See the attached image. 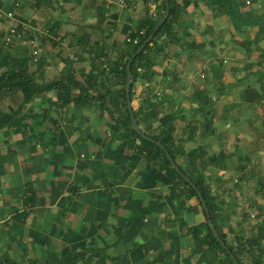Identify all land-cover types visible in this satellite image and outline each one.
<instances>
[{
	"label": "crops",
	"instance_id": "obj_1",
	"mask_svg": "<svg viewBox=\"0 0 264 264\" xmlns=\"http://www.w3.org/2000/svg\"><path fill=\"white\" fill-rule=\"evenodd\" d=\"M188 1L151 50L155 71L135 82L132 104L146 134L173 126L177 161L203 173L218 226L237 245L264 221V5ZM0 6L14 12L0 15V75L11 57H28L38 83L66 85L0 99V264H231L204 240L198 198L115 126L126 117L127 38L159 16L161 0ZM12 25L20 33L5 44ZM46 27L61 38L39 36ZM97 53L104 64L88 97L66 99L88 85ZM237 256L264 264V238Z\"/></svg>",
	"mask_w": 264,
	"mask_h": 264
},
{
	"label": "trees",
	"instance_id": "obj_2",
	"mask_svg": "<svg viewBox=\"0 0 264 264\" xmlns=\"http://www.w3.org/2000/svg\"><path fill=\"white\" fill-rule=\"evenodd\" d=\"M170 3H171L170 15L167 17V19L165 20L163 25L160 27V29L156 32L154 38L146 45V47L140 53H138L136 55V57L134 58V60L132 62V73L134 75V79L132 82V88H133V86L137 80L150 77V75H152L154 73V71H155L154 66L156 64V59H155V56L153 54H151V50L154 48V46L157 43V39L161 35H163L164 33L170 34L173 31L174 24L177 22L180 15L185 11L189 1L188 0H170ZM165 9H166V2H165V0H161V10H160L159 16L162 15V13L164 12ZM159 16H157L154 19H145L140 24L138 29L136 31L132 32L131 37L134 38V37L138 36L139 37L138 42L134 43L133 41L127 40L129 43V46H128L127 52L124 54L125 59L122 63V67H121V70L123 73V84H124L123 85V94H124L125 104H126V117L115 119V123H116L115 126L117 129L124 128L129 137H131L132 135L139 137L141 139V145H140L141 149H145L148 153V156H150L151 158L160 159L161 163L164 164L168 168V170L170 172V176L172 178H177L180 182H182L184 184V186H186L187 195H191V196L193 195V196H196L198 198L199 204L201 205L204 213L206 214L203 203H202V201L198 195L197 189L195 187H193L188 181H186L178 173V171L175 169V167L172 165V163L168 159L163 148L154 140H151L145 136H142L137 130H135L132 127L131 113H130V110L128 108L127 101H126L127 100L126 81L128 79L127 64H128V60L132 56V54L136 52V50L140 47V45L148 38L150 33L153 31V29H154V27H155V25L159 19ZM144 27L146 29L143 33H141L140 31ZM54 34H56V33H54ZM5 44H7L6 41H5ZM160 47H161L160 45L157 46L156 47L157 50H160ZM0 50H2V49L0 48ZM102 55H104V54L103 53L102 54L97 53L95 56L96 60H94L92 63V72H90L91 77H90V80L88 82V85L85 86V88H82L81 93L74 96L73 98L71 96H69L68 90H67L66 99H68V100H71V99L80 100V99H85L88 97L89 89L93 88L95 86V84L97 82L98 75L101 74V69H102L101 66H102V64H104V62L103 61H97V58L101 57ZM29 61L30 60L28 57H26V58L11 57L10 58V64L8 66V70L0 75V99L8 93L9 89H18V88H21L23 86H29L34 92H42L46 89L53 88V87L54 88L55 87H62V86L66 87L65 83L61 82V81H54V82H49V83H38L33 78L32 74L30 72ZM137 112L138 111H134L136 119L138 116ZM144 115H146V114L144 113ZM153 115L154 114H152L151 116L149 115L150 118L154 117ZM172 130H173V126H169L168 129L164 133L147 132V134L149 136H152L153 138H155L157 140H161L166 145V147L169 149L170 153L176 159L177 153L174 152L172 147H171V142L173 140ZM194 151L189 154V157L194 153ZM184 152H182V153H184ZM199 153H200V151H197V154H199ZM197 154L195 152V155H197ZM176 161H177V159H176ZM177 163L181 166V164L178 161H177ZM181 168L183 169V171L186 174H188L194 180V182L197 184V187L202 191L203 195L206 198L208 206L210 208L212 218H213V220H214V222H215V224H216V226L220 232L222 239H224L226 241L228 247L230 249H232L236 253V255L239 254L240 250H243L245 248L246 243H247V245H249L250 248L254 245L256 246L259 244L261 239L264 238V221H262L261 224L259 225V233L257 234V236L255 238L247 239V240L243 241L242 243L240 242L237 245L229 243L227 241L226 235L224 234V232H222L220 230V227L218 226L217 213L215 212L216 204L213 201L214 199H213L212 188H211L210 184L205 180L203 173H196V175H194L193 173L184 169L182 166H181ZM205 225H206V228L208 229V232L204 236V240L207 243H209V245L217 247L220 251H222L226 255V257L229 259L231 264H235L231 254L228 252V250L225 248V246L221 243V241L215 236L212 228L210 227V225L208 223V220H206ZM238 260H239V257H238ZM239 262H240V260H239Z\"/></svg>",
	"mask_w": 264,
	"mask_h": 264
},
{
	"label": "water",
	"instance_id": "obj_3",
	"mask_svg": "<svg viewBox=\"0 0 264 264\" xmlns=\"http://www.w3.org/2000/svg\"><path fill=\"white\" fill-rule=\"evenodd\" d=\"M166 2V9L164 10V12L162 13V15L159 17L153 31L150 33V35L148 36V38L140 45V47L136 50L135 53L132 54V56L129 58L128 60V64H127V72H128V79L126 81V91H127V103H128V107L131 113V119H132V127L137 130L142 136H145L151 140H154L155 142H157L165 151L168 159L170 160V162L172 163V165L175 167V169L178 171V173L186 180L188 181L193 187H195L197 189L198 195L203 203L205 212H206V217L208 220V223L210 225V227L212 228L215 236L221 241V243L225 246V248L228 250V252L231 254L233 261L235 264H240L238 257L236 255V253L230 249L226 243V241L224 239H222L220 232L212 218V214L210 212V208L208 206V203L206 201L205 196L203 195L202 191L197 187V184L194 182V180L188 175L186 174L183 169L181 168V166L177 163L176 159L174 158V156L170 153L169 149L166 147V145L161 141V140H157L155 138H153L152 136L147 135L142 128L139 126L138 121L136 119V116L134 114V107L132 104V81L134 79V75L132 73V62L134 60V58L136 57V55L138 53H140L145 47L146 45L154 38L156 32L160 29V27L163 25V23L165 22V20L167 19V17L170 15L171 12V3L170 0H165Z\"/></svg>",
	"mask_w": 264,
	"mask_h": 264
},
{
	"label": "built area",
	"instance_id": "obj_4",
	"mask_svg": "<svg viewBox=\"0 0 264 264\" xmlns=\"http://www.w3.org/2000/svg\"><path fill=\"white\" fill-rule=\"evenodd\" d=\"M122 4H125L126 3V0H119ZM244 4L247 5V6H251L253 4H263L264 5V0H243ZM14 12L13 10H8V9H4L2 6H0V15H3V16H13ZM145 27L141 29V33H143L145 31ZM8 35L6 36V42L7 44L8 43H11V40H12V37L15 35V34H19V30L18 28L15 26V25H12L9 29H8ZM38 35L41 36H47V35H51V36H54V37H57V38H61V36H58L57 34H54L52 32V30L49 28V27H46L44 29H40L38 31ZM128 41H133L134 43L138 42L139 40V37L136 36V37H131L129 36L127 38ZM32 52L34 53V56L35 58L38 56L39 52H40V49L39 47H37V44L34 43L33 44V49H32ZM262 64L264 65V51L262 53V56L260 58ZM262 105H263V108H264V92H263V96H262ZM28 204V203H27ZM26 204V205H27Z\"/></svg>",
	"mask_w": 264,
	"mask_h": 264
},
{
	"label": "rangeland",
	"instance_id": "obj_5",
	"mask_svg": "<svg viewBox=\"0 0 264 264\" xmlns=\"http://www.w3.org/2000/svg\"><path fill=\"white\" fill-rule=\"evenodd\" d=\"M263 111H264V108H263Z\"/></svg>",
	"mask_w": 264,
	"mask_h": 264
}]
</instances>
